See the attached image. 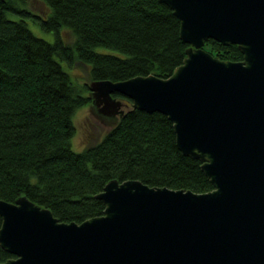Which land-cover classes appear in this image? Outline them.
<instances>
[{
    "label": "water",
    "instance_id": "95a60500",
    "mask_svg": "<svg viewBox=\"0 0 264 264\" xmlns=\"http://www.w3.org/2000/svg\"><path fill=\"white\" fill-rule=\"evenodd\" d=\"M159 1L190 45L183 63L167 78L92 81L91 104L110 119L124 115L122 97L166 115L213 189L111 180L95 196L104 213L80 223L26 196L0 199V248L13 255L0 264H264V0ZM209 39L243 59L213 56Z\"/></svg>",
    "mask_w": 264,
    "mask_h": 264
},
{
    "label": "trees",
    "instance_id": "16d2710c",
    "mask_svg": "<svg viewBox=\"0 0 264 264\" xmlns=\"http://www.w3.org/2000/svg\"><path fill=\"white\" fill-rule=\"evenodd\" d=\"M38 1L47 15L35 14L28 0L0 1V199L26 196L60 221L80 223L104 213L95 196L111 180L212 190L201 161L183 155L173 123L160 112L130 106L96 143L72 147L74 114L92 102L90 82L168 77L183 63L190 45L173 10L159 0ZM27 17L54 32L55 41L36 36ZM203 47L222 60L243 59L235 44L209 39ZM62 61L87 66L89 81L75 80ZM9 257L0 248V263Z\"/></svg>",
    "mask_w": 264,
    "mask_h": 264
},
{
    "label": "rangeland",
    "instance_id": "374dc122",
    "mask_svg": "<svg viewBox=\"0 0 264 264\" xmlns=\"http://www.w3.org/2000/svg\"><path fill=\"white\" fill-rule=\"evenodd\" d=\"M27 2L28 6L31 8V10L34 11L35 14L39 13L42 16H45L48 14V9L45 6V4L38 0H28ZM37 12V13H36ZM38 14V15H39ZM10 18L12 19H20L23 18L22 16H16L13 14H8ZM28 27L31 29V31L38 37L43 38L47 41L54 42L55 41V33L51 31H45L41 27H39V23L34 20L32 17L24 18ZM62 34L64 38L67 41H72L73 36L72 34L64 28L62 30ZM100 51H110L105 48H100ZM62 67L69 73H71L75 80L77 79L88 82V69L87 66H84L83 64H76L72 68L68 66L66 62H61ZM72 76V77H73ZM77 77V78H76ZM125 102V101H124ZM127 104L125 107V110L130 107L131 103L125 102ZM74 123H75V134L72 139V147L75 151H81V149H84L85 147L96 143L100 138H102L104 132L109 129V127H112L115 123V120H111L110 118L101 116L95 109V107L92 106V104L83 106L74 114Z\"/></svg>",
    "mask_w": 264,
    "mask_h": 264
},
{
    "label": "bare ground",
    "instance_id": "6f19581e",
    "mask_svg": "<svg viewBox=\"0 0 264 264\" xmlns=\"http://www.w3.org/2000/svg\"><path fill=\"white\" fill-rule=\"evenodd\" d=\"M157 76V75H156ZM160 77V76H159ZM169 77V76H168ZM162 78H167V77H162Z\"/></svg>",
    "mask_w": 264,
    "mask_h": 264
}]
</instances>
